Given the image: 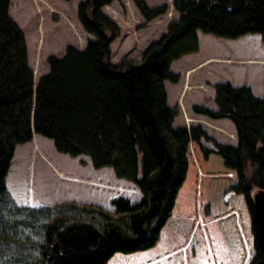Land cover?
<instances>
[{
	"label": "trees",
	"instance_id": "trees-1",
	"mask_svg": "<svg viewBox=\"0 0 264 264\" xmlns=\"http://www.w3.org/2000/svg\"><path fill=\"white\" fill-rule=\"evenodd\" d=\"M112 1L78 5V20L94 40L83 50L69 46L62 57L51 56L49 72L34 89L24 34L8 15L9 0H0V264H104L115 253L152 247L169 217L197 213L208 232L200 264H261L253 192L264 189V98L248 86L218 82L216 109L192 107L230 119L237 137L232 145L215 141L199 125L174 127L176 110L167 103L164 81H177L170 65L197 51L198 30L264 38V0H172L178 17L165 34L148 44L139 61L118 63L110 62V43L119 30L101 12ZM134 2L146 20L166 9ZM32 133L51 139L60 153L84 154L95 168L110 167L141 198H115L112 212L74 201L15 207L4 179L15 145ZM25 229L37 240L18 243L29 237ZM7 237L16 243L9 262Z\"/></svg>",
	"mask_w": 264,
	"mask_h": 264
},
{
	"label": "rangeland",
	"instance_id": "rangeland-1",
	"mask_svg": "<svg viewBox=\"0 0 264 264\" xmlns=\"http://www.w3.org/2000/svg\"><path fill=\"white\" fill-rule=\"evenodd\" d=\"M83 1L9 0L8 15L24 34L34 87L49 72L51 56L62 57L69 46L83 50L94 40L77 17L78 5ZM143 1L150 8L165 5V12L146 20L134 0H113L101 8L119 30L110 43L111 63L139 61L148 44L165 34L169 21L178 17L172 0ZM197 37V51L185 54L170 67L177 81H164L167 103L176 110L172 124L186 128L199 125L215 141L235 145V126L230 119L210 118L195 113L192 107L216 109L214 85L218 82L248 86L254 95L264 98V38L258 33H248L230 39L200 30ZM205 144L213 147L212 141ZM4 186L15 207H52L74 201L112 212L115 198L125 197L132 203L141 198L139 189L132 182L117 178L110 167L95 168L84 154L73 157L60 153L51 139L36 133H32L29 141L15 145ZM83 216L89 219L88 215ZM31 233L25 229L29 241L18 243L29 244L30 236L37 240L38 236ZM207 233L206 223L198 213L171 216L152 247L115 253L104 264H200V251L208 246ZM10 237L3 243L10 250L5 254V262L15 256L16 243Z\"/></svg>",
	"mask_w": 264,
	"mask_h": 264
},
{
	"label": "water",
	"instance_id": "water-1",
	"mask_svg": "<svg viewBox=\"0 0 264 264\" xmlns=\"http://www.w3.org/2000/svg\"><path fill=\"white\" fill-rule=\"evenodd\" d=\"M36 87V86H35ZM34 87V89H35ZM33 113V111H32ZM32 122V120H31ZM33 129V127H32ZM253 203L256 209L257 217L260 225V239H261V264H264V189L258 188L253 192Z\"/></svg>",
	"mask_w": 264,
	"mask_h": 264
},
{
	"label": "crops",
	"instance_id": "crops-1",
	"mask_svg": "<svg viewBox=\"0 0 264 264\" xmlns=\"http://www.w3.org/2000/svg\"><path fill=\"white\" fill-rule=\"evenodd\" d=\"M183 56H184V55H183ZM181 57H182V56H181ZM181 57H180V58H181ZM180 58H178V59L174 60L173 62H175V61L179 60ZM173 62H172V63H173ZM172 63H171V65H172ZM171 65H170V67H171ZM167 98H168V96H167ZM193 106H194V105H193Z\"/></svg>",
	"mask_w": 264,
	"mask_h": 264
}]
</instances>
